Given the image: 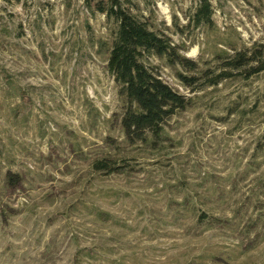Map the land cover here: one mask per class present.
<instances>
[{"label": "rangeland", "instance_id": "374dc122", "mask_svg": "<svg viewBox=\"0 0 264 264\" xmlns=\"http://www.w3.org/2000/svg\"><path fill=\"white\" fill-rule=\"evenodd\" d=\"M84 1L0 0V170L33 172L28 190L5 200L8 219L0 217V264H264V233L251 248L217 230L188 234L176 226L168 208L171 199L181 201L187 181L204 183L198 186L203 193L220 176L230 192L229 183L236 179L229 207L249 193L254 177L264 171V154L255 158L264 143V73L191 93L165 71L164 79L193 97L194 106L171 121L172 135L181 145L169 155L139 160L132 175L95 173L77 154H69L68 168H40V155L49 152L48 139L58 131L57 124L85 137L86 152L90 144H102L107 126L93 134L82 127L87 97L106 118L120 107L106 57L96 55L90 42L92 31L97 39L107 38L114 22L92 14ZM133 1L136 12L147 14L149 6L167 25L174 13L184 24L198 3ZM213 2L218 29H198V42L188 56L198 59L207 36H227L231 25L249 45L264 41V14L244 0H222L223 7ZM171 35L176 43L190 44V39ZM78 46L92 51L94 59L76 72L69 56ZM9 79L40 88L32 93L36 106L28 122L14 115L20 101L11 97ZM47 128L51 131L42 138ZM10 161L16 163L10 166ZM47 177L54 180L45 181ZM211 253L222 258L214 261L208 258Z\"/></svg>", "mask_w": 264, "mask_h": 264}, {"label": "trees", "instance_id": "16d2710c", "mask_svg": "<svg viewBox=\"0 0 264 264\" xmlns=\"http://www.w3.org/2000/svg\"><path fill=\"white\" fill-rule=\"evenodd\" d=\"M244 1L263 16L264 0H255L257 3L254 0ZM218 2L223 7L222 0ZM258 4H262L263 9ZM84 5L92 14H104L114 22L107 38L97 39L92 31L90 42L91 49L96 48V55L106 57L107 70L115 81L120 107L106 118L95 102L87 97L88 116L82 127L85 132L93 134L102 126H107L108 133L101 137L102 144L94 142L86 152L85 144L88 141L85 137L66 125L57 124L58 131L51 132L48 139L49 152L40 155V168L49 165L59 169L61 164L68 168L69 154H77L95 173L132 175V171H137L135 166L139 160L169 155L181 145L172 135L171 121L194 106L193 97L164 79L165 71H169L191 93L218 87L228 80L251 79L264 73V41L257 40L249 45L234 25L228 27L227 36H207L198 59L188 56L186 52L198 42L195 36L198 29L211 32L218 29L213 0H198L192 13L186 15L184 24L174 13L172 25L158 20L157 12L149 6L147 14L136 12L138 5L133 0H85ZM171 33L190 39V44L186 40L176 43ZM69 57L75 60L76 72L94 59L92 51L82 46L73 49ZM8 83L13 89L11 97L20 101L13 109L14 115L19 118L24 116L28 122L29 114L36 106L32 93L39 92L40 88L31 84L21 86L12 79ZM50 131L47 128L41 137L46 138ZM263 149L264 143L261 142L256 148L255 158L264 154ZM15 163L9 162L10 166ZM2 170L0 217L6 221L8 215L5 207L8 203L5 200L27 191L33 172L10 167L4 172ZM246 173L243 178L248 176L249 172ZM232 179L230 192L226 191L220 176L212 181V185L204 188L203 193L199 192L198 186L204 183L193 186L187 181L181 201L176 198L168 203L176 226L197 236L207 230L221 231L225 236H236L245 248L257 244L264 233V171L254 177V184L246 197L242 201L238 199L236 206L229 207L238 185L237 180ZM44 180L53 181L54 178ZM186 222L191 224L186 225ZM208 258L220 261L222 257L211 253ZM194 263L192 261L190 264Z\"/></svg>", "mask_w": 264, "mask_h": 264}]
</instances>
